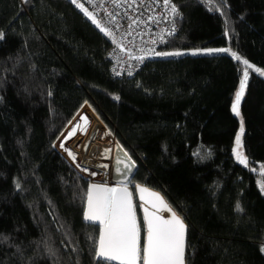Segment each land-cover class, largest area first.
I'll return each mask as SVG.
<instances>
[{
  "label": "trees",
  "instance_id": "obj_1",
  "mask_svg": "<svg viewBox=\"0 0 264 264\" xmlns=\"http://www.w3.org/2000/svg\"><path fill=\"white\" fill-rule=\"evenodd\" d=\"M172 1L179 31L157 53L230 48L253 65L240 105L249 166L233 153L240 61L156 54L117 79L110 38L66 0H0V264H112L83 221L90 183L54 148L84 105L114 136L105 185L118 140L134 182L188 225L185 264H264V0Z\"/></svg>",
  "mask_w": 264,
  "mask_h": 264
},
{
  "label": "snow or ice",
  "instance_id": "obj_2",
  "mask_svg": "<svg viewBox=\"0 0 264 264\" xmlns=\"http://www.w3.org/2000/svg\"><path fill=\"white\" fill-rule=\"evenodd\" d=\"M72 3L85 16L91 19L92 23L100 28V31L104 32L105 35H111L110 32L101 27L93 14L83 4L79 3L78 0H72ZM164 4L166 7H170L173 13L176 12L175 7L170 6L168 0H164ZM113 42L117 43L114 38ZM117 46H119L118 43ZM204 51L208 53H229L233 59L245 65L243 76L232 103L233 113L239 116L240 102L243 98L249 75L247 69L253 68V65L247 60L242 59L230 48L206 49ZM157 55L178 56L181 53L162 52L157 53ZM254 70L260 75H264V71L261 69L255 68ZM81 119L87 122L86 117H82ZM243 132V121L241 120V128L235 137L233 153L239 163L247 166V157L244 155L242 143ZM61 146L63 147V145ZM69 155H72V153L69 152ZM125 155L127 154L125 153ZM129 167L128 164H125V168ZM261 175L264 176V167H262ZM137 188L142 194L147 193L153 202H158L164 210L171 211L170 218L163 219L155 214L149 216L147 209H145L147 236L141 248L139 244L140 230L136 224L131 195L127 188H109L101 184L89 185L84 219L89 222L99 223L100 234L98 246L95 249L96 256L108 261H119L120 264H137V261H142V264H185V224L183 220L168 207L159 194L148 192L147 189L139 186ZM261 190L264 191V182L261 183Z\"/></svg>",
  "mask_w": 264,
  "mask_h": 264
},
{
  "label": "built area",
  "instance_id": "obj_3",
  "mask_svg": "<svg viewBox=\"0 0 264 264\" xmlns=\"http://www.w3.org/2000/svg\"><path fill=\"white\" fill-rule=\"evenodd\" d=\"M72 7L84 13L66 0ZM97 22L111 35H105L93 24L99 32L110 38V47L105 53V60L110 66V73L117 79L127 78L137 74L164 46L174 38L178 31V20L181 13L172 0L173 13L166 7L164 0H78ZM113 38L119 44L113 42ZM119 73V74H117Z\"/></svg>",
  "mask_w": 264,
  "mask_h": 264
},
{
  "label": "rangeland",
  "instance_id": "obj_4",
  "mask_svg": "<svg viewBox=\"0 0 264 264\" xmlns=\"http://www.w3.org/2000/svg\"><path fill=\"white\" fill-rule=\"evenodd\" d=\"M207 49H219V48H207ZM204 50L206 49H192L184 52H179L181 53V55L178 56H184V55L210 56V55H220V54L230 55L229 53H217V52L208 53ZM178 56L170 55V57H178ZM159 57H163V56L159 55ZM262 76L264 77V75ZM231 111H232V107H231ZM232 114L238 119L239 122L238 130H237L238 133L241 128V120H242L241 115L237 116L236 114L233 113V111ZM82 117H86L87 122L81 119ZM243 129H244V125H243ZM110 135H111L110 132H108L106 127L103 125L102 121L93 112V110L88 105H84L80 109V111L76 114V116L66 126L62 134L59 136V138L54 144V148L84 178L89 179V181L92 183L101 182L105 184L103 177H104L105 167H107V162L110 155L109 142L107 140V136ZM111 136L114 137L113 135ZM61 145H63V147ZM69 152H71L72 155H69ZM239 164L245 168L249 166L248 160H247V166L241 163ZM262 182H264L263 176L259 178L260 186ZM107 186H109L110 188L117 187L110 184H107ZM140 206L142 205L138 204L134 200V208L136 210V215H138L137 214L138 212L140 213L139 211ZM136 220L138 222L137 216H136ZM138 229L140 230L139 232L140 238L141 239L143 238L144 240L145 227L143 226L142 229L138 222Z\"/></svg>",
  "mask_w": 264,
  "mask_h": 264
},
{
  "label": "water",
  "instance_id": "obj_5",
  "mask_svg": "<svg viewBox=\"0 0 264 264\" xmlns=\"http://www.w3.org/2000/svg\"><path fill=\"white\" fill-rule=\"evenodd\" d=\"M125 153L127 155H125ZM110 161H111L110 180H109L110 181V184L116 185L117 186L116 188H120V187H126L127 188L128 192L131 195V201H132L133 211H134V214H135V220H136V216L137 215H136V210L134 208V200L138 204H141L142 205V206H140L139 211H140V215H141V220H142L143 226L145 227V236H144V239H145L146 236H147V229H146V225H145V215H146L145 209H147V214L149 216H151L152 214H155V215H158V216L162 217L163 219L170 218L171 211L164 210L162 208V206L158 202L157 203H154L153 200H152V198H150L147 195V193H143L142 194L138 190L137 186L147 189L148 192H154V193L159 194L160 197L163 198L164 202L168 205V207L172 211H174V210L167 203V201L165 200L164 196L160 192L154 191L152 189H149V188H147V187H145L143 185H140V184L134 182V176H135V174H136V172L138 170V166L134 162V160L131 158V156L127 153V151L124 149V147L121 145V143L118 140H116V143L114 144ZM125 164H128L130 167L129 168H125ZM84 179L87 180V181H89V179H87V178H84ZM89 183H90L89 185H91V184H101V185H105V184H103L101 182L92 183V182L89 181ZM106 187H108V186H106ZM142 196H143V198H142ZM86 207H87V198H86L85 209H86ZM83 221L87 225H91V226H95V227L99 228V223L98 222H89V221H86L84 219V216H83ZM183 222L185 224V256H186V244H187V235H188V225L186 224V222L184 220H183ZM136 224L138 226L137 220H136ZM99 230H100V228H99ZM143 242H144V240H143ZM139 244H140V247L142 248L143 244L141 246L140 234H139ZM96 259L98 261L109 262V263H112V264H120L119 261H108V260H106V259H104L102 257H97L96 256ZM137 264H142V261L141 262L140 261H137Z\"/></svg>",
  "mask_w": 264,
  "mask_h": 264
},
{
  "label": "bare ground",
  "instance_id": "obj_6",
  "mask_svg": "<svg viewBox=\"0 0 264 264\" xmlns=\"http://www.w3.org/2000/svg\"><path fill=\"white\" fill-rule=\"evenodd\" d=\"M107 186V185H106ZM109 187V186H108ZM110 188V187H109ZM112 188H114V187H112Z\"/></svg>",
  "mask_w": 264,
  "mask_h": 264
}]
</instances>
